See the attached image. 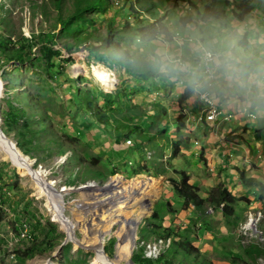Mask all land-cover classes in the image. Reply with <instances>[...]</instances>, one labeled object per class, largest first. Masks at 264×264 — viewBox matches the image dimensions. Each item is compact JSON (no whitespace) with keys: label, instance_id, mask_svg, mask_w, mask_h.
Wrapping results in <instances>:
<instances>
[{"label":"rangeland","instance_id":"1","mask_svg":"<svg viewBox=\"0 0 264 264\" xmlns=\"http://www.w3.org/2000/svg\"><path fill=\"white\" fill-rule=\"evenodd\" d=\"M128 1L133 4L132 10L142 12L143 18L150 14L149 9L164 13L165 20L176 13L198 18L191 14L185 0H172L174 10L164 9L166 0H154L156 8L145 4L150 0ZM252 1L264 10V0ZM72 2L64 0L62 11L58 12L52 0H0V17L5 18L1 24L6 25H1L0 30L10 34L12 41L20 37L29 40L30 44H23L31 56L23 64L0 61V127L4 129L5 119L11 121L12 130L4 133L14 142V130L25 125L27 132H33L32 141L25 143L29 146L25 156L32 168L51 182L53 190L63 194L64 216L75 227L74 236L81 244L71 241L61 223L50 214L32 177L1 158L0 264H92L94 252L82 245H88L92 238L101 244L108 258L123 255L131 260L137 235L150 227L153 210L159 216L153 224L162 231L170 226L178 235H171L174 242L182 236L189 238L198 251V261L181 253L172 254L171 239L157 237L154 243V233L150 232L148 240H139L144 244L145 255L155 257L162 250L166 262L149 264H264V195L260 200L258 191H250L248 203L238 200L246 191L239 181L240 171L264 183V115L247 118L246 112L217 99L215 104L233 117L210 123L209 112L195 92L186 103L182 102L191 113L180 112L177 103L184 86L177 80L158 74V78L163 76L167 81L162 85L156 80L158 86L152 87L135 81L134 74L124 67L104 61L112 48L127 57L125 46L131 38L126 36L134 31H122V25L127 21L134 26L131 8L122 0H110L104 5V14L86 13L81 23L83 31H60L57 21L72 11ZM190 2L202 8V0ZM114 13L119 15L114 30L109 31L106 24ZM253 16L264 22V14ZM41 31L54 33V45L39 43L35 36ZM96 34L105 39L94 37ZM45 47L50 50V61L41 57ZM100 92L108 94L115 107L107 123L94 122V110L106 112L108 107ZM85 102L92 106V114L86 110ZM155 109L163 118L149 125L150 121L143 119ZM196 110L192 121L187 115ZM179 112L184 117L180 129L175 123ZM210 130L216 132L213 138L209 137ZM129 131L126 140L122 135ZM227 143L233 146L231 151L242 152L236 159L239 163L224 164L225 161L217 166L216 151L225 149ZM181 171L203 198L208 190L227 180L237 199L236 222L232 224L233 218L223 217L208 203L180 210L182 200L168 186L169 180L178 178L177 172ZM112 180L121 197L131 205V230L127 237L122 232L124 220L105 225L109 207L97 209L100 198L96 193ZM93 186L98 191L91 190ZM164 204L175 212H163ZM248 213L257 220L254 228L246 231L243 225Z\"/></svg>","mask_w":264,"mask_h":264},{"label":"clouds","instance_id":"2","mask_svg":"<svg viewBox=\"0 0 264 264\" xmlns=\"http://www.w3.org/2000/svg\"><path fill=\"white\" fill-rule=\"evenodd\" d=\"M125 54L134 70L165 75L202 98L264 115V22L176 13Z\"/></svg>","mask_w":264,"mask_h":264},{"label":"trees","instance_id":"3","mask_svg":"<svg viewBox=\"0 0 264 264\" xmlns=\"http://www.w3.org/2000/svg\"><path fill=\"white\" fill-rule=\"evenodd\" d=\"M74 6L72 11L68 10L66 16L64 17H59L57 23L59 25V30L60 31H69L71 30H82L83 31V24L82 20H85L86 13L90 11H99L100 13L104 14L107 10L105 9L104 5L110 1V0H72ZM190 6L189 10L191 11L192 15H198V18L203 19L207 16H215V17H221L224 19H240L244 18L246 16H253V15H258L262 16L264 14V10L259 7L258 4L254 3L252 0H202V8L200 9L195 3L190 2V0H185ZM56 10L58 12L62 11V5L64 3V0H52ZM123 4L127 6L129 9L133 6L131 1L127 0H122ZM137 3L138 1H134ZM166 3V4H165ZM164 3L165 10H174L176 5L175 2L172 0H166ZM146 5L150 7H155L156 4L154 3V0H150L149 3H145ZM147 6V7H148ZM126 8V9H128ZM156 8V7H155ZM133 15L132 21H134V26L130 25L129 22L125 21L122 25V31H134L132 35L126 36L128 38L135 37L137 40H144L148 36H150L156 27L160 25L163 21H165V16L164 13H157L155 10L150 11V14L148 12L147 17L143 18L141 15L142 12L140 10H132L130 9ZM117 14H113L112 18L110 21L107 22V29L109 31L114 30V21L117 18ZM153 15V17H151ZM0 26L2 25L1 22L5 21V18L0 17ZM78 25V27L76 26ZM76 26V27H75ZM3 28L6 27V25H2ZM2 28L0 30V61L3 62H13V63H20L23 64L24 62H27V60L31 57L29 54L30 52H26L24 50L25 44L23 42H27L30 44V41L27 40L26 38L20 37L16 41H12V36L10 34L5 33V30ZM53 37L54 33H45L44 31L39 32L35 38L39 41V43H42L44 45H54L53 42ZM94 37H99V39H105L101 38L99 35H95ZM123 40L126 39L125 36L121 37ZM25 39V40H24ZM33 45V44H32ZM31 45V46H32ZM28 53V54H27ZM41 57L44 58L46 61H50L52 59L51 53L49 48L45 47L44 50L41 53ZM107 59V60H106ZM106 59L104 60L105 62H111L112 64H116L118 66H122L125 68L128 73H133L134 74V79L135 81H142L143 83H147L152 87L158 86L157 83L155 82L158 80L159 83L162 85L165 84L166 79L162 76L161 78L157 77V73H152V72H146V71H138L134 70L132 66L129 64L127 57H122L118 54L117 50L112 48V50L108 51V54L106 55ZM103 60V59H102ZM193 94V91L191 90L190 87L184 86L183 91L180 94V100L178 101L177 105L180 110H184L185 106L182 102L186 103V100ZM99 96L101 97L103 103L108 104L106 112H101L99 109L94 110V115L96 116V120L94 122H99V123H107L109 120L108 117L110 116V113L115 112V107L111 106V102L109 101V95L105 94L103 92L99 93ZM154 106H156L154 104ZM85 107L86 110H89L92 114V106L89 104V102H85ZM178 114L176 118V127L180 129L183 124L182 120L184 117L182 114ZM198 111L196 110L195 113H192V115L196 114ZM145 118L143 120H149L150 124L152 122L157 123L160 122L161 119L163 118V115H160L159 112L156 111L151 115L145 114ZM12 116V115H11ZM19 117H14L15 123L16 120H18ZM87 121V120H86ZM127 124V123H126ZM23 125V124H22ZM3 132L8 134L7 132L9 130H12V124L10 120H4L3 121ZM24 128L14 130L15 135L17 136V140L15 141L18 148L21 150L22 154L26 155L28 152L27 146L31 140V136L33 135V132H27L28 128H25V125L22 126ZM134 129L141 131L139 128L135 127ZM131 131H129L127 134L122 135V137L126 138L128 140V135L130 134ZM117 137V136H116ZM117 142V138H116ZM200 153V151H199ZM199 156L201 155L198 154ZM197 155V156H198ZM198 156V160L201 162L202 159ZM178 178L174 179L171 178L169 180V190L174 193L178 198L182 200V204L179 206L180 210L183 211H188L190 210V206L193 207H202L205 203H208L211 206V209L219 210L221 215L223 217L227 218H233L231 223L234 224L236 222V213L234 209V203L237 200L232 192H230L229 189V184L227 180H223L219 185L211 188L208 190L205 194V197H201L199 195V190L196 186L191 184L189 182V178L187 174L183 171L177 172ZM239 181L241 186L247 188L245 195L242 196V198L238 200H244V202L248 203V197L250 196V191H255L259 192L258 199L262 200V195H264V183L253 178V177H247L243 172H239ZM162 211L171 214L175 211H172L171 208L167 204H164V207L162 208ZM151 223L150 227L148 230H144V232H140L138 236V241H137V246L135 248L136 252H133L131 256V261L134 264H138L139 262H143L144 264H149L151 261H161V262H166V260H163L164 255H162V250L155 256V257H148L145 255V250H144V244H140L139 240L146 241L149 238L150 232L154 233V243H157V240L166 238H170L171 240L169 241L171 249H172V254L173 253H181L183 257H193L195 261H198V251L195 247H193L190 243L189 238L182 236L180 237L176 242L172 240V236L177 237V234H173V229L170 226H167V228L163 229L160 226H157L156 224H153V220H159L158 213L156 210H153L152 215H151ZM164 233L165 236H162ZM158 237V239H156ZM168 249V248H167ZM138 252V253H137ZM161 256V257H160ZM163 263V264H164ZM166 264H172L171 262H167Z\"/></svg>","mask_w":264,"mask_h":264},{"label":"bare ground","instance_id":"4","mask_svg":"<svg viewBox=\"0 0 264 264\" xmlns=\"http://www.w3.org/2000/svg\"><path fill=\"white\" fill-rule=\"evenodd\" d=\"M1 95V90H0ZM210 117V112H209ZM19 155L21 156L22 160L20 159ZM6 159L12 165L23 169L29 174L32 179L34 180L38 192L45 198L46 205L50 214L58 220L62 227L65 229L68 238L73 241L75 244H81L80 240H77L74 236L75 227L71 223V221L64 216V210L62 208V198L63 194L53 190V186L51 185L50 181H46L42 173L38 172L35 169H32L31 163L25 156L18 153L15 149H11L9 146L5 144L3 139L0 137V159ZM44 182V183H43ZM91 190H97L96 186L91 187ZM68 192L64 193L67 194ZM97 197L100 200L97 202L99 203L98 210L107 209L105 207H109L108 212V220H105V225L119 222L120 220H124L122 226V232L125 237H127L130 233V223L129 221L132 220V217L129 216L131 212L130 202L126 200L127 198L121 197V194L115 187L114 181H110L106 184L102 189H100L96 193ZM124 195V194H123ZM252 213V212H251ZM248 213L247 220L243 228L245 230H250L254 228V223L256 222V218L254 214ZM80 227V226H79ZM84 247L92 250L94 252V257L92 259V264H131L130 261L124 257L123 255H117L116 257L110 259L108 258L104 252L101 244H99L94 238L91 239V242L87 244H82ZM44 264H50L46 262Z\"/></svg>","mask_w":264,"mask_h":264},{"label":"built area","instance_id":"5","mask_svg":"<svg viewBox=\"0 0 264 264\" xmlns=\"http://www.w3.org/2000/svg\"><path fill=\"white\" fill-rule=\"evenodd\" d=\"M198 96L200 98V103L202 104L204 110H206L207 112H210V119H209L210 123H217L218 120L229 121L233 117L231 112H226L224 110H221L220 106L215 105V102L210 101L209 99L202 98L199 93H198ZM241 112L243 114H245L246 112L245 115L247 118L249 117L254 118V114L250 111L242 110ZM195 144L197 143L195 142ZM228 156L230 157V153L228 154ZM258 157L260 156L258 155ZM23 233H21V236L24 235Z\"/></svg>","mask_w":264,"mask_h":264},{"label":"crops","instance_id":"6","mask_svg":"<svg viewBox=\"0 0 264 264\" xmlns=\"http://www.w3.org/2000/svg\"><path fill=\"white\" fill-rule=\"evenodd\" d=\"M166 82V81H165ZM196 94V93H195ZM192 96H194V93L192 94ZM188 103V102H187ZM215 105H217V104H215ZM221 107V106H220ZM224 108V107H223ZM222 108V109H223ZM200 110H201V108H200ZM199 110V111H200ZM185 113H191L189 110L188 111H186V108H184V110H183ZM186 114V115H187ZM195 115V114H194ZM194 115H187V117H190V119H193L192 121H194ZM187 120H188V118H187ZM243 122H245V121H243ZM198 124V123H197ZM200 126L202 125V123L201 124H199ZM212 125H214V124H212ZM217 125V124H216ZM214 128H216V127H214ZM213 136H216V132L215 131H211L210 130V132H209V137H212L213 138ZM233 146L232 145H230L229 143H227V147L225 148V149H223L222 147L221 148H219L217 151H216V155H215V158H216V160H215V162L217 163V166H218V164L220 165L221 163H224L225 161V163L224 164H227V163H239V160H236L237 158H239V155L241 156L242 155V152H238V150H236V152H234V151H231L230 150V148H232ZM256 151V150H255ZM230 153V157L231 156H234L232 159H230V157L228 156V154ZM240 153V154H239ZM233 154V155H232ZM255 154H259V153H256L255 152ZM238 155V156H237ZM244 155V154H243ZM245 156V155H244ZM235 158V159H234ZM230 159V160H229ZM232 160V161H231ZM229 161V162H228ZM246 190H247V188H246ZM253 191H255L254 189H253ZM246 192V191H245ZM250 204H252V202H250Z\"/></svg>","mask_w":264,"mask_h":264},{"label":"water","instance_id":"7","mask_svg":"<svg viewBox=\"0 0 264 264\" xmlns=\"http://www.w3.org/2000/svg\"><path fill=\"white\" fill-rule=\"evenodd\" d=\"M0 90H2V82H1V80H0ZM0 137L3 139V141L5 142V144L7 145V146H9L11 149H15V147H17V144H16V142H14L13 140H11L4 132H3V130L1 129V127H0ZM17 149H18V147H17ZM19 150V149H18ZM20 152V151H19ZM21 153V152H20ZM24 155V154H23ZM25 156V155H24ZM19 157H20V159L22 160V162H23V159L21 158V156L19 155ZM25 158H27L28 159V157L27 156H25ZM33 169V168H32ZM44 183V182H43ZM146 204H147V206H149V203L148 202H146ZM130 261V263L131 264H133V262L131 261V260H129Z\"/></svg>","mask_w":264,"mask_h":264}]
</instances>
